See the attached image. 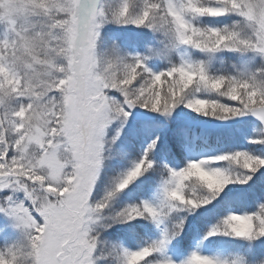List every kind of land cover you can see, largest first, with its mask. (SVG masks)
Listing matches in <instances>:
<instances>
[{
  "label": "snow or ice",
  "instance_id": "obj_1",
  "mask_svg": "<svg viewBox=\"0 0 264 264\" xmlns=\"http://www.w3.org/2000/svg\"><path fill=\"white\" fill-rule=\"evenodd\" d=\"M0 264H264V0H0Z\"/></svg>",
  "mask_w": 264,
  "mask_h": 264
}]
</instances>
